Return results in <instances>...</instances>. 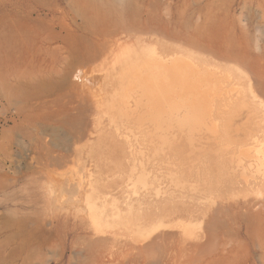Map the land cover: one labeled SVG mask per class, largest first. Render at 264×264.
<instances>
[{"label": "rangeland", "instance_id": "1", "mask_svg": "<svg viewBox=\"0 0 264 264\" xmlns=\"http://www.w3.org/2000/svg\"><path fill=\"white\" fill-rule=\"evenodd\" d=\"M0 264H264V0H0Z\"/></svg>", "mask_w": 264, "mask_h": 264}, {"label": "bare ground", "instance_id": "2", "mask_svg": "<svg viewBox=\"0 0 264 264\" xmlns=\"http://www.w3.org/2000/svg\"><path fill=\"white\" fill-rule=\"evenodd\" d=\"M176 70H177V69H176ZM177 71L180 72V70H177ZM174 72H175V71L173 70L172 73H174ZM174 75H175V74H174ZM176 75H177V74H176ZM176 75H175V77H176ZM179 76H180V74L177 75V78H176V79H173V80H176L175 83H177V80H180V79H181V77H179ZM172 77H173V76H172ZM179 78H180V79H179ZM184 79H185V78H184ZM184 79H182V80H184ZM186 79H188V78H186ZM186 79L184 80L185 82H183V81H181V80L178 81V83H177L176 85H179V84H180L181 87L184 86V84L182 85L181 82H183V83H187L188 81H186ZM192 81H193V80H192ZM173 82H174V81H172V83H173ZM197 83H198V82H197ZM197 83H194V84H196V87H197ZM148 84H149V83H148ZM148 84H147L146 87L151 86V85H148ZM199 84H200V82L198 83V85H199ZM173 85H174V84H173ZM190 85H191V84H190ZM190 85L187 86V87H190ZM157 86H158V85H157ZM185 86H186V85H185ZM185 86L182 87V88L184 89ZM194 86H195V85H194ZM169 87H170V86H169ZM198 87H201V86H198ZM198 87H197V91L200 90ZM158 88H159V87H158ZM182 88H181V89H182ZM148 89H149V88H148ZM190 89H191V88H190ZM190 89L187 88V90H189V92L187 91L188 94H189L190 91H191ZM193 90H194V91H193L192 93H195V94H194L195 96H196V95L199 96V94H197L198 92H196L195 89H193ZM184 91H185V90H184ZM181 93H182V91H181ZM184 93H185V92H184ZM185 94H186V96H187V93H185ZM185 94H184V95H185ZM180 95H181V94H180ZM189 95H192V96H193V94H189ZM149 96H150V95H149ZM182 96H183V94H182ZM204 96H206V95H203V97H201V99H204V98L207 99V97H204ZM187 97H188V96H187ZM188 98H189V97H188ZM198 98H199V97H198ZM148 99H149V98H148ZM167 99H168V98H167ZM150 105H151V103H150ZM103 238H104V237H103ZM106 238H107V237H105V239H106ZM97 239H98V238H97ZM100 240H101V239H100Z\"/></svg>", "mask_w": 264, "mask_h": 264}]
</instances>
